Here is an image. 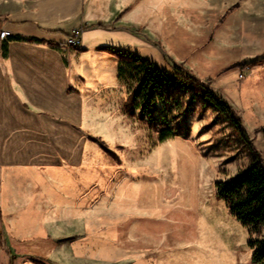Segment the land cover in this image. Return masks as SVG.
I'll return each instance as SVG.
<instances>
[{
	"label": "rangeland",
	"instance_id": "374dc122",
	"mask_svg": "<svg viewBox=\"0 0 264 264\" xmlns=\"http://www.w3.org/2000/svg\"><path fill=\"white\" fill-rule=\"evenodd\" d=\"M10 1L43 21L63 11L81 20L45 28L126 32L128 45L116 47L222 96L255 150L224 114L191 102L194 89L173 91L184 109L170 125L182 135L160 141L158 125L125 111L135 74L98 48L83 60V38L74 47L66 37L77 51L71 88L83 98L49 128L42 163L4 173L0 264H257L248 242L260 236L217 199L215 183L257 159L264 166V64L250 67L264 56V0ZM18 193L42 199L21 211L10 201Z\"/></svg>",
	"mask_w": 264,
	"mask_h": 264
},
{
	"label": "crops",
	"instance_id": "0c3cea01",
	"mask_svg": "<svg viewBox=\"0 0 264 264\" xmlns=\"http://www.w3.org/2000/svg\"><path fill=\"white\" fill-rule=\"evenodd\" d=\"M27 11L29 9L16 6L10 0L0 1V184L8 170L24 171L28 169L26 166L45 160L49 128L58 130V122L65 115L73 114V109L83 98L78 87L75 90L71 88L78 85L79 78L74 66L77 51L73 48L67 50L64 46L71 28L68 31L45 28L74 26L81 20L74 11L71 17L70 14L65 16L68 11L49 13L45 21L38 13L29 15ZM125 33L100 27L86 29L80 49L85 53L83 60L86 61L89 52L96 48L102 56L108 58L111 54L120 60L105 49H122L116 46L128 45L122 42ZM9 35L36 38L37 41L8 40ZM43 40L50 41L52 45H43ZM3 43L4 48L1 49ZM12 199L11 202H21V211H24L32 209L31 201L42 197L18 193ZM19 216L24 218L26 215L22 212ZM2 219L0 206V229H4Z\"/></svg>",
	"mask_w": 264,
	"mask_h": 264
},
{
	"label": "trees",
	"instance_id": "16d2710c",
	"mask_svg": "<svg viewBox=\"0 0 264 264\" xmlns=\"http://www.w3.org/2000/svg\"><path fill=\"white\" fill-rule=\"evenodd\" d=\"M8 40L37 41L36 38H25L18 35H9ZM3 46L4 43L1 49L4 48ZM105 50L120 58L123 65L122 71H131L137 77L136 84L130 88L125 103V111L134 116L136 110H139L141 119L148 125L152 127L158 125L160 128V141L182 135L178 127L170 125L169 117L172 112H181L184 109L183 98L174 96L173 91L194 89L191 102L200 98L204 101V105H211L219 113L224 114L237 131L244 136L245 141L250 144V148L255 150L241 127L240 120L236 116L233 107L222 96L209 89L207 85L177 73L170 74L158 64L130 51L113 47H107ZM263 64L264 56L256 60L252 64L253 66L250 67ZM234 66H237V64ZM191 102L186 108L187 110L192 108ZM90 138L93 141L99 140L95 137ZM101 144L104 146L103 142ZM215 189L217 199L223 201L231 215L249 229L250 235L260 236V238L251 237L248 246L252 250V262L264 264L263 164L258 159L255 160L254 163L241 170L235 177L229 180L217 181Z\"/></svg>",
	"mask_w": 264,
	"mask_h": 264
},
{
	"label": "built area",
	"instance_id": "2783aa9c",
	"mask_svg": "<svg viewBox=\"0 0 264 264\" xmlns=\"http://www.w3.org/2000/svg\"><path fill=\"white\" fill-rule=\"evenodd\" d=\"M83 32H84L83 27L73 28L70 31V33H68V35L66 36L67 37L66 43L74 47L80 46L82 44Z\"/></svg>",
	"mask_w": 264,
	"mask_h": 264
},
{
	"label": "bare ground",
	"instance_id": "6f19581e",
	"mask_svg": "<svg viewBox=\"0 0 264 264\" xmlns=\"http://www.w3.org/2000/svg\"><path fill=\"white\" fill-rule=\"evenodd\" d=\"M57 134V133H56ZM59 134V133H58ZM57 136V135H56Z\"/></svg>",
	"mask_w": 264,
	"mask_h": 264
}]
</instances>
